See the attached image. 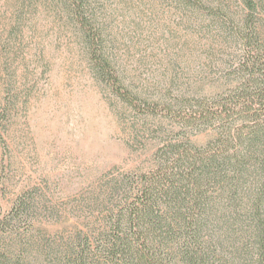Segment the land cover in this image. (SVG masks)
<instances>
[{
	"label": "rangeland",
	"instance_id": "rangeland-1",
	"mask_svg": "<svg viewBox=\"0 0 264 264\" xmlns=\"http://www.w3.org/2000/svg\"><path fill=\"white\" fill-rule=\"evenodd\" d=\"M195 1L88 0L104 55L154 107L140 112L96 76L60 0H0V216L31 194L27 234L61 245L96 227L95 199L110 180L152 170L166 144L215 136L168 109L189 116L197 101L224 92L248 18L264 44V0L252 12L243 0Z\"/></svg>",
	"mask_w": 264,
	"mask_h": 264
},
{
	"label": "trees",
	"instance_id": "trees-1",
	"mask_svg": "<svg viewBox=\"0 0 264 264\" xmlns=\"http://www.w3.org/2000/svg\"><path fill=\"white\" fill-rule=\"evenodd\" d=\"M60 1L82 31L96 76L134 109L153 111L104 55L88 0ZM252 21L236 31L244 54L224 92L197 101L189 116L168 109L179 122L213 128L212 139L166 144L152 170L110 180L95 199L96 227L87 224L61 245L27 234L36 202L19 196L0 216V264H264V44Z\"/></svg>",
	"mask_w": 264,
	"mask_h": 264
}]
</instances>
